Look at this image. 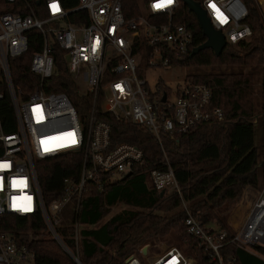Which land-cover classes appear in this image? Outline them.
I'll return each instance as SVG.
<instances>
[{
	"label": "built area",
	"instance_id": "1",
	"mask_svg": "<svg viewBox=\"0 0 264 264\" xmlns=\"http://www.w3.org/2000/svg\"><path fill=\"white\" fill-rule=\"evenodd\" d=\"M163 7L162 0H137L140 14L125 18L121 0H76L72 9H64L59 0H44V17L29 11L21 15L11 12L14 0H0V101L7 99L13 129L4 131L0 117V215L19 217L39 215L46 234L53 239L74 264H82L77 244L78 226L73 223V248H68L57 230L58 214L70 200L75 211L87 182L97 190L108 180L131 173L132 167L144 163L142 152L132 144L120 142L110 146V127L98 114H111L116 120L127 121L149 131L160 143L162 135L185 132L196 124L221 121L222 111L210 106L212 88L206 83H184L172 91L156 85L151 93L141 67H168L192 49L189 27L176 21L178 2ZM197 2L196 0H194ZM251 2L264 12L259 0ZM210 25L219 30L225 44H234L251 35L245 22L248 9L243 0H199ZM55 6V7H54ZM76 10H85L88 22L73 25L64 20ZM37 30L40 44L30 57L28 71L39 79L55 73L50 46L55 43L64 50L63 60L69 76L79 64L87 71L86 95L90 105L80 118L61 92H46L39 84L29 89L15 86L9 60L28 49V32ZM264 39V21L261 29ZM71 78V77H70ZM84 94V95H85ZM164 94V99L161 97ZM162 151L166 169L151 168V187L162 193L178 187ZM68 152H79L80 163L75 178H64L60 195L45 201L38 183L35 164ZM185 235L195 241L200 260L168 245L160 253L149 255L148 247L124 258L122 264H235V256L225 252L233 246L264 261V191L254 197L238 227L220 228L202 223L184 202ZM33 255L24 245L17 244L13 234L0 230V264H32Z\"/></svg>",
	"mask_w": 264,
	"mask_h": 264
},
{
	"label": "trees",
	"instance_id": "2",
	"mask_svg": "<svg viewBox=\"0 0 264 264\" xmlns=\"http://www.w3.org/2000/svg\"><path fill=\"white\" fill-rule=\"evenodd\" d=\"M125 18L140 14L137 0H121ZM197 2L199 0H196ZM248 9L247 25L251 35L234 44L226 43L218 56L210 49H202L193 55L190 51L170 65L190 66H260V111L255 110L253 76L250 72L231 71L218 74L187 75L192 82L206 83L212 88L210 106L219 107L221 121L210 120L196 124L185 132L162 135L160 143L138 125L116 120L111 114H98L97 118L110 127V146L125 142L139 148L144 163L132 167L129 176L108 180L97 190L94 183L87 182L75 211V201H68L58 214V234L68 248H73V223L78 226L77 244L82 264H122L124 258L136 254L139 248L148 245L157 248L161 244L174 245L184 254L200 260L201 253L193 239L185 235L181 203L189 207L202 223L216 222L220 228L228 229L226 219L233 203L237 202L246 186L256 188L257 171L264 184V152L262 162L256 169L258 147L254 139V128L264 141V39L258 8L251 0H243ZM64 9L76 6V0H59ZM44 0H14L11 12L21 15L32 11L43 18ZM174 18L185 23L192 34V48L204 41L194 15L179 1ZM64 20L73 25L88 22L85 10L68 13ZM28 49L20 56L9 60L12 81L15 86L29 89L39 84L46 92H61L83 117L90 105L89 95H78L63 60L64 50L55 43L50 46L55 73L39 79L28 71L31 54L40 44L39 32L28 33ZM160 86V84H159ZM161 87V86H160ZM162 88V87H161ZM0 117L3 129L9 132L12 115L7 99L0 101ZM172 170L179 193L175 190L155 191L148 180L151 168L166 169L162 151ZM79 152H68L53 158L39 160L35 170L41 193L45 201L60 195V184L64 178H75L79 169ZM248 190V189H247ZM246 192L249 193V190ZM248 193L242 197L247 200ZM123 204V208L110 214L111 206ZM107 217V218H105ZM105 218V219H104ZM13 234L17 244L24 245L32 253V264H74L50 238L39 215L19 217L0 215V230ZM225 252L235 256V264H264L256 256L228 246ZM264 254V250H261Z\"/></svg>",
	"mask_w": 264,
	"mask_h": 264
},
{
	"label": "rangeland",
	"instance_id": "3",
	"mask_svg": "<svg viewBox=\"0 0 264 264\" xmlns=\"http://www.w3.org/2000/svg\"><path fill=\"white\" fill-rule=\"evenodd\" d=\"M260 4L262 5L263 12H264V0H259ZM258 12L262 13L261 9H258ZM264 21V20H263ZM261 33V31H260ZM87 71V66L85 64H79L75 72L71 73L70 77L74 83L76 93L78 95H84L87 92V84L85 80V73ZM250 72L253 76V88H254V102H255V110L257 113L260 111V76H261V67L260 66H223V65H206V66H190L187 64H178L176 66H168V67H152V68H144L139 65L137 68V73L139 76L143 77L146 81V86L148 90L153 93L155 91V87L157 84L168 91L174 90L176 87L181 86L184 83V78L187 75H203V74H218L223 72ZM254 139L256 141V145L258 147V158H257V165L256 169L262 162V154L264 152V141H262L259 137V130L255 127L254 128ZM258 174V181L260 184L256 188L251 186H246L240 193V196L237 202L233 203L228 217L226 219V225L228 227H236L239 226L242 221L244 220L246 211L254 197L257 195L258 192L261 190L264 191V184L262 181L261 174L257 171ZM249 190V193L246 190ZM247 190V191H248ZM245 193H248L247 200L244 202L242 201V197H244ZM187 206V205H186ZM123 208H126L123 204H115L110 208V214L115 213ZM189 209V207H187ZM107 218V217H105ZM104 218V219H105ZM235 222V224L233 223ZM206 224L210 225H218L216 222H207ZM48 238H50L47 235ZM51 239V238H50ZM53 240V239H52ZM170 245V243H169ZM145 246V245H144ZM142 246L141 248H143ZM148 247L149 255H155L160 253V250L168 246L166 243L159 245L157 248ZM174 246V245H173ZM59 247V246H58ZM137 253V252H136ZM191 255V254H186Z\"/></svg>",
	"mask_w": 264,
	"mask_h": 264
},
{
	"label": "water",
	"instance_id": "4",
	"mask_svg": "<svg viewBox=\"0 0 264 264\" xmlns=\"http://www.w3.org/2000/svg\"><path fill=\"white\" fill-rule=\"evenodd\" d=\"M181 2L186 6L187 10L194 15L200 27L201 33L204 36V41L201 44L193 47L189 55L191 56L202 49H210L215 56H218L222 51L223 47L225 46L223 34L210 25L209 20L205 15V12L197 2H195L194 0H181ZM163 99L164 94L161 97V100ZM129 175L130 173L127 172L126 174H124L123 178ZM159 194L161 195L162 191H160ZM144 250L145 247L142 248V252H144Z\"/></svg>",
	"mask_w": 264,
	"mask_h": 264
},
{
	"label": "snow or ice",
	"instance_id": "5",
	"mask_svg": "<svg viewBox=\"0 0 264 264\" xmlns=\"http://www.w3.org/2000/svg\"><path fill=\"white\" fill-rule=\"evenodd\" d=\"M171 2H172V0H162V2L161 3H157L155 5V7L160 8V7H163L165 5V3H169L170 4Z\"/></svg>",
	"mask_w": 264,
	"mask_h": 264
},
{
	"label": "crops",
	"instance_id": "6",
	"mask_svg": "<svg viewBox=\"0 0 264 264\" xmlns=\"http://www.w3.org/2000/svg\"><path fill=\"white\" fill-rule=\"evenodd\" d=\"M234 224H235V222H233ZM236 227H238V226H236Z\"/></svg>",
	"mask_w": 264,
	"mask_h": 264
}]
</instances>
